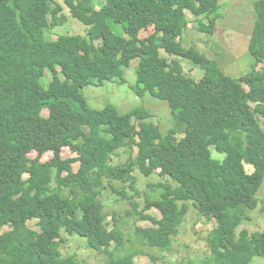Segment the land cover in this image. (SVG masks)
Returning a JSON list of instances; mask_svg holds the SVG:
<instances>
[{
    "label": "trees",
    "instance_id": "1",
    "mask_svg": "<svg viewBox=\"0 0 264 264\" xmlns=\"http://www.w3.org/2000/svg\"><path fill=\"white\" fill-rule=\"evenodd\" d=\"M52 1L0 0V264H80L63 256V233L86 240L90 251L109 257L107 264H135L137 254L112 250L113 244L125 250L126 240L118 220L105 213L108 189L116 202L134 206L126 217L153 224L136 228L145 246L172 248L188 203L196 202L201 217L217 224L207 239L209 255L198 264L264 259V230L240 231L259 209L264 184V0L255 2L248 50L254 63L240 78L181 40L187 12L203 18L202 33L215 34L220 0H105L99 9L92 0H65L86 36L50 41L47 31L66 18L64 6L52 8ZM149 28L153 33L142 39ZM96 39L103 41L99 49ZM135 60L137 95L150 93L171 108L175 125L167 134L144 107L96 110L82 93L93 80L125 81ZM183 61L203 70L199 81L186 75ZM177 129L183 138L175 137ZM122 151L126 160L115 165ZM157 172L178 187L158 184L159 198L146 196L138 210L137 174ZM152 209L162 217L147 214ZM32 220L39 232L28 227Z\"/></svg>",
    "mask_w": 264,
    "mask_h": 264
},
{
    "label": "rangeland",
    "instance_id": "2",
    "mask_svg": "<svg viewBox=\"0 0 264 264\" xmlns=\"http://www.w3.org/2000/svg\"><path fill=\"white\" fill-rule=\"evenodd\" d=\"M258 0H220L218 11L222 15L219 17L215 26V34L210 35L202 33L199 30L198 20L203 18H197L190 12H187V18L189 20V26L181 40L185 47H194L206 57L216 60L220 63L225 73L233 78H240L247 74L254 63L251 58L249 50V42L254 29L255 21L257 20V10L255 9V2ZM77 1L76 3H78ZM105 3V0H92L94 8L99 9V5ZM57 4L64 6V14L66 16L64 24L57 28L47 31V40H56L63 35H77L86 36L87 27L80 21L73 18L69 9L65 4V0H53L51 2L52 8H55ZM86 6L83 7L85 10ZM62 14L59 15L61 17ZM198 19V20H197ZM208 23V20L205 21ZM97 36L102 32V27L95 28ZM154 29L149 28L141 32L140 37L146 39L153 33ZM118 34L125 35L122 27H118L116 30ZM102 39H96L94 44L97 49L102 46ZM162 56H166V53L162 52ZM172 58H170V61ZM186 66V75L196 81H199L203 75V70L197 65L190 63L189 61H183ZM186 63V64H185ZM139 60L132 62L129 69L126 70V80L122 81L116 79L111 82H105L102 86H99L98 82L91 79L82 93L87 99L90 108L96 110H103L109 105H113L117 108L119 113L124 114L134 108L144 107L151 114V120L155 121L160 127L163 134H167L174 125L172 111L167 102L162 101L156 97H153L150 93H147L144 98L137 95L135 89L137 87V67ZM51 77L48 73L46 76V84L50 82ZM47 115V112H44ZM262 125L264 126V120L262 119ZM175 137L177 139L183 138L185 135L180 129H177ZM66 152L69 149H65ZM51 155L44 156V159H50ZM126 157L121 152V157L115 159V165L125 162ZM137 192L135 202L139 204L138 210H141L145 206V198L149 196L150 199H158L162 189L158 187V184H171L173 187H178V184L174 183L169 178H163L159 173H155L150 178L142 177L137 174ZM150 186H153L150 188ZM117 189L120 191H126L128 196L133 193L129 187H123L117 185ZM112 191L108 189L104 192L105 213L114 215L118 220V226L125 238L126 247L125 250L116 249V246L112 245V250L115 256L122 257L130 255L132 253L137 254L135 258V264H198L203 262L205 256L209 255L207 239L210 232L217 226L216 222H209L199 214V205L196 202L188 203L189 212L184 218V223L181 227L180 234L176 236L172 243V248L163 252L158 249H152L145 246L139 241V237L136 235V228L138 226L147 228L153 227L150 222H136L135 219L126 217L128 211H133V205L129 203L127 199L116 202L111 196ZM261 204L259 209L252 213L251 221L244 224L240 231L243 229L249 230L251 233H257L264 230V184L260 188L258 194ZM182 203H180V206ZM147 214L152 215L155 218L160 219L162 216L156 210L152 209L146 211ZM79 217H83V214L78 211ZM38 220H32L28 222V227L40 231ZM109 229L114 228V224L110 217L106 221ZM10 227H5L4 231H9ZM64 244L62 246L63 256H76L80 264H107L110 259L107 255L99 254L95 251H90L87 247L86 240L79 236H70L63 233ZM123 250V251H122ZM122 251V252H121ZM153 255V256H151ZM155 260H153V258ZM254 264H264V259H258Z\"/></svg>",
    "mask_w": 264,
    "mask_h": 264
},
{
    "label": "bare ground",
    "instance_id": "3",
    "mask_svg": "<svg viewBox=\"0 0 264 264\" xmlns=\"http://www.w3.org/2000/svg\"><path fill=\"white\" fill-rule=\"evenodd\" d=\"M224 71V70H223ZM224 73H225V71H224ZM226 74V73H225Z\"/></svg>",
    "mask_w": 264,
    "mask_h": 264
}]
</instances>
